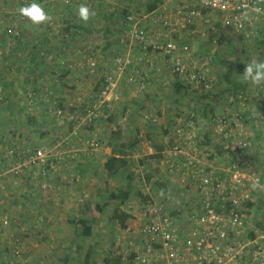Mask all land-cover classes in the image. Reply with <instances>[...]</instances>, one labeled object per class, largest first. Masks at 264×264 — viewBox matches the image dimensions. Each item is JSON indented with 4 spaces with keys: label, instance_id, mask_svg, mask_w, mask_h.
<instances>
[{
    "label": "rangeland",
    "instance_id": "rangeland-1",
    "mask_svg": "<svg viewBox=\"0 0 264 264\" xmlns=\"http://www.w3.org/2000/svg\"><path fill=\"white\" fill-rule=\"evenodd\" d=\"M31 2H33V0H0V86H2V94H4L2 99L4 100L8 97L9 92L14 89L11 88V84L9 85L11 81H14V85H19L20 88L24 89L34 87L48 88L53 91V98L49 99L48 108H39L38 110L32 111L40 121L42 120L47 124L46 126H44V124L41 126L35 125L32 135L26 134L27 130L25 127L12 126V123L8 124L10 121L12 122V120L8 119L7 115H5L2 120L4 121V125L0 126V180L2 185L5 186L4 189L0 190V202H5L4 204H0V264H63L64 259L71 257V251L74 252L72 248L68 250V246L74 238L76 231L77 233H81L82 231L80 226L76 227L74 230L73 226L69 223L70 219L76 218L82 214L85 211V207L91 208L90 210L92 211L95 202L102 201L100 195L102 196V191H104L105 178L101 179L103 175L98 171V169H101V160L105 156L104 148H102L104 146L95 151L88 146L86 141L91 139L93 133L99 134V137H106L109 135V125L106 124V120L112 116L115 120L119 119L121 123L122 119H120V117L122 118L124 114L127 115V122H130V124L126 126L128 129L123 128L126 137H131V128H135L134 126H136L132 124V120L138 123L137 127L139 124L144 125V129L159 127V124L156 125L151 123L149 118L139 113L140 111L144 112L142 111L143 107H140V109L138 108L141 102H147V100H151L152 98L151 96L149 97L148 93L136 92L138 91L137 81L130 80L131 72L136 70L137 67V61L134 59L137 55L135 51L134 55L136 56L132 55L133 48H136L137 51L139 50L138 54H141V51L137 43L131 39V36L126 35L125 31L122 32V26L124 25L126 17L133 14L131 11H135L138 14L144 13L148 9V5L145 4V0H35V2L41 4L43 8L45 4L50 6V15L53 19L50 22L51 24L48 23V25L50 28L54 27L55 30L50 29L48 31L51 40L44 46L47 53L40 56L36 51L34 56L31 57V61L24 62L23 65H21L22 63L12 62L10 59L11 55H14V58H16L25 54L26 49L30 46L27 34L35 33L34 28V30L29 29L34 26L30 25L18 15V9ZM80 4H85L95 11L93 20L96 23V29H94L93 38L96 41H92V44L95 46L91 45V47H89L86 43H82V40L89 39V33L84 30L78 31L73 27L74 24L78 25L82 23L78 16H76V12H72L73 10H77ZM150 6L152 5H149V9ZM106 22L111 25L109 32H107L108 38L112 39V41L118 40L119 44L122 43L121 45L126 43L128 47H114L116 51L108 52V57L100 61V57H97V60L94 57H96V55L100 53V49H102L103 43L101 39H104L103 35H106L102 27ZM66 25L73 27V29L68 27L70 30H65V27H67ZM43 27V25L39 26L40 29ZM36 31H38V33H45L47 30ZM189 32H194V36H188ZM66 33L69 39L74 37L77 40V38L80 37L78 39L82 44H69V47L66 48V46L63 45L64 41L59 39L62 35H66ZM121 33H125L126 35L124 36L125 41L122 42L120 38ZM221 36L222 41L224 40L225 42L220 41L214 44L206 34V30L200 29L199 26L185 31L183 33V39L185 38L184 41L190 44L189 56L185 53H180L178 55L184 69L189 71L193 67V64H202L204 58L207 59L209 57V53H205L204 55L199 53V51L197 52V49L194 48L193 44L198 40L205 41L204 43L210 46L212 45V49L210 50L212 51L211 57H215L219 51L222 57L233 59L236 53L242 50L243 53L237 56L240 61H245L247 63L253 58L259 59L257 47L260 43L264 45V23L262 29L258 31V34L252 36L250 39H244L243 36L231 30L226 34L222 33ZM64 48H66L65 51ZM78 51L81 52L80 54L83 56V59L76 62L72 60V58ZM148 51L155 55L159 53L157 51L154 52L152 46L148 47ZM130 53L131 55H129ZM45 55L48 56V60H40ZM119 55L123 57L130 56L132 58L131 65L123 66L119 69L115 60ZM113 56L114 59L112 58ZM190 57L194 59V61H192L194 63H190V60L186 61V59ZM214 64H216V66L214 65L212 70L214 74H212L213 76L216 74L220 77L219 64H217L216 61H214ZM18 65V70H20L21 73L16 74L13 70L14 67L16 68ZM77 68L86 74L83 78L86 82L82 85L77 84L75 86ZM169 70L172 73L171 67H169ZM93 72H95V76L91 78L88 77L92 75ZM26 74L28 76H26ZM14 75H17V79L15 80ZM107 76H111L117 82L115 94L118 93L120 98H112L108 102V105L100 107L97 111L99 115L92 123H87V120L83 122L86 116L85 113L93 106L94 100H92V98L94 94L103 86L105 77ZM221 77L223 79V76ZM223 80H220L221 83H223ZM236 83H241L245 87H249L251 92H253V89H257L246 84L244 81H237ZM224 86H218V88L214 87L215 92L206 94L208 97L212 98L209 99V101L212 102L214 109L224 105L229 96V90L227 88L224 89ZM78 87L87 89L90 94L86 93L81 95V100H77V96L75 95L74 97L76 99L74 101L72 91ZM6 89H8V91H6ZM63 89L71 90L68 99L70 102H74L75 106H68L69 104H67L66 107L58 102L60 97L58 98L55 96L58 94L56 91ZM82 92H84V90ZM165 93L168 92L166 91ZM115 94L113 95L115 96ZM180 96L183 102H185V99H188L186 104L189 103L191 95L187 91L180 94ZM3 100H1L2 103L4 102ZM118 101H120V104L113 106V104ZM182 101H179V103L181 105H186L183 104ZM124 105L127 106V110L123 109ZM137 109L140 111H137ZM59 111L62 112L60 116L58 115ZM106 115L107 117L109 115L107 119L105 118ZM14 116L17 119L16 121L20 120L22 122L25 121V117H28V114L20 110V113L17 112ZM94 123H96V125ZM130 126L131 128H129ZM75 132L76 134H74ZM10 136L18 137L15 144L10 139ZM42 143L48 145L49 159L54 160L57 158L56 162L58 163L55 169H96V175L99 180L101 179L100 183L102 187L99 186L98 183V188H94L92 185H86L84 182L77 187L75 185V188H73L71 186L75 184V180L70 183L59 182V184L62 185L60 188L61 190L59 194L57 191L55 193L52 192L55 197L51 198V204L49 200H47L46 203L48 204L42 205L44 208L41 206H37L36 208L24 205V201L26 202L29 197L25 191L24 184L30 182V179H27L25 169H38L29 161L36 146ZM171 146L172 145H169L167 151L164 152L159 159V162L162 164L160 165L163 166L167 174L168 171L166 169H170V167L166 162L163 163V159L165 157H168V159L170 158L168 150ZM94 162H97L96 166H94ZM149 162H153L152 159L149 160ZM132 163L133 162H131V166L133 169L135 168V164ZM9 169H14L13 173H8ZM15 171H18V174H15ZM14 176L18 180V182H16L18 189H21L17 190L16 193L10 192L8 189L10 183L14 182V179H11L9 183V177ZM136 176L137 179L134 184L135 193L138 191L143 196L147 195L150 201L153 200L165 204L168 213L175 218L177 224H180V217H178V215L181 214V211L185 213L187 208L186 206H180V204L176 202L179 199H184L182 196L183 193L173 190L168 194L166 199L164 198L165 196H159L160 194L151 197L149 196V189L143 185V181H145L144 183L147 182V174H142L144 180H141L142 177L140 175L136 174ZM138 177L141 178L139 179ZM173 181L181 182L177 177H174ZM114 183L115 182L112 181L109 182L111 187L116 185ZM22 188L24 190H22ZM37 188H40V186H37ZM46 196H42L41 198L43 199ZM12 197L17 201L12 203V205H14L13 208L12 205H9V202L14 200ZM37 197L40 196L38 195ZM49 197H51V194H49ZM184 201L185 200H183V203ZM144 204L145 203L138 198V196L134 195L127 203V206L124 207V209L128 210L134 217L131 220L137 217L139 218L131 228L128 226L129 224H127L125 229H120L118 224L111 227L106 218V214L97 216L99 217V221L96 224L93 241H96L99 245L101 252L95 256L94 264H106V258L111 259L112 264L133 262L128 261L127 257L120 261H118L117 258L120 257V254L130 253L126 247L128 241L134 240L135 243H137L139 238L137 231L139 226L144 222L142 217ZM254 206L251 205L249 207L250 211L255 213L256 219L261 223L263 217L260 207L258 204ZM33 211L36 212L34 214L35 216H33L35 218L28 216V214H32ZM137 213L139 215L136 217L135 215H137ZM51 216L54 217L49 218ZM49 219L51 220L49 221ZM4 220H7V223H4ZM131 220L128 222L130 223ZM87 243H91V240H88Z\"/></svg>",
    "mask_w": 264,
    "mask_h": 264
},
{
    "label": "built area",
    "instance_id": "built-area-1",
    "mask_svg": "<svg viewBox=\"0 0 264 264\" xmlns=\"http://www.w3.org/2000/svg\"><path fill=\"white\" fill-rule=\"evenodd\" d=\"M159 1L166 13L161 17V27L140 25L130 14L124 22L126 35L141 51L147 52L152 46L154 52L162 53L172 73L181 76L191 89L202 86L209 92L213 88L214 79L207 69L212 57L193 64L189 71L184 69L178 54L190 52L189 42L183 39L185 31L199 26L216 44L222 41L221 34L230 30L250 39L264 23V0ZM257 4L262 11L251 13L245 20L242 13ZM188 36H194V32ZM257 53L264 60L261 43ZM115 60L119 69L132 62L130 56L119 55ZM130 80L135 81L133 76ZM116 88L117 82L111 76L105 77L83 122L92 123L98 117L97 111L108 104ZM209 123L213 143L203 144L197 119L190 113L168 150L170 158L163 159L170 167L166 169L169 174L191 184L194 209L177 224L165 204L145 202L138 241L126 244L127 250L135 254L128 264H264V195L249 190L257 177L264 182V88L232 91ZM86 143L92 148L99 146L98 139ZM205 154L212 156L219 167L206 165L201 157ZM56 161L49 159L48 145L42 143L36 146L29 162L38 168L33 169L36 178H46L57 167ZM256 204L263 217L261 223L249 208Z\"/></svg>",
    "mask_w": 264,
    "mask_h": 264
},
{
    "label": "crops",
    "instance_id": "crops-1",
    "mask_svg": "<svg viewBox=\"0 0 264 264\" xmlns=\"http://www.w3.org/2000/svg\"><path fill=\"white\" fill-rule=\"evenodd\" d=\"M80 3V2H79ZM159 5H158V4ZM145 4L148 5V9L144 12V13H136L135 11H131V13H133V15L135 17H137V21L140 25H146V26H150L153 28H159L162 25V20L161 17L165 16L166 13H164L161 5V1L159 0H145ZM149 5L150 9H149ZM169 5L166 4V7H168ZM74 8V7H73ZM78 8V7H77ZM44 9L46 12H48L50 14V6L47 4L44 5ZM94 11V10H93ZM73 13L76 12V10L72 11ZM63 14V13H62ZM67 14V12H66ZM76 16H77V12H76ZM113 23V22H111ZM51 24V23H49ZM78 24V23H76ZM54 25V24H53ZM43 28H39V27H32L29 28L30 30H34L35 33H29L27 34V39L28 42L30 43V46L28 47V49H26L25 54H22L21 57H16L14 58V55H11V59L10 61L12 62H17V63H22L21 65H23L24 62H29L31 61V57L34 56L35 52L37 51L38 55H43L46 54L47 51L44 48L45 45H47V43H49L50 39V33H48V31L50 29H54L55 28L51 27L48 24H44ZM55 26V25H54ZM67 26V25H66ZM84 26V27H82ZM111 25H109V23H105V25H103V30L106 33V35H103L104 39H101V42L103 43L102 45V49H100V53L99 54H95L96 60L97 57H100V61H102L105 57H108V52H115L116 50H114L115 48H119V47H128V45H126V43H124L123 45L119 44V41H112V39H109L107 36V32H109V28ZM69 25L67 27H65L67 31H69L70 29H68ZM75 29H77L78 31H86L87 33H89L88 35H90L88 40H82V43H86V45H88L89 47L95 46L94 44H92V41H96L93 38V33H94V29H96V23L94 22L93 18L89 20V23L87 24H83V23H79L78 25L73 26ZM73 27H69L72 28ZM34 28V29H33ZM47 30L45 33L44 32H40L38 33V31L36 30ZM122 32L125 31L124 29V25L122 26ZM39 34V37H38ZM124 34H120V38H121V42L125 41L124 40ZM80 38V37H78ZM77 38V40L72 37V38H68L67 37V33L66 35H62L61 38H59L60 40L64 41V44L67 47H69V44H78L81 45L82 43H80L79 39ZM185 39V38H184ZM205 41H196L194 42L193 46L195 49H197V52L199 51V53H202L205 55V53H209V57L211 56V52L210 51L212 48L209 44L204 43ZM96 44V43H95ZM115 47V48H114ZM64 48V51L65 49ZM150 49V48H149ZM98 50V49H97ZM123 50V49H121ZM134 51L136 52V55H134ZM139 51V50H138ZM137 49L133 48V54L134 56H136L134 59H136V70L132 71L131 76H133L134 80L137 81V90L136 92H140V93H148L149 97L151 96V100H147V102L142 101L141 105L138 107L140 109V107H143L141 112L139 109H137V111H140L139 113L145 115V117L149 118V121L151 123L154 124H159V127H154L153 129H144V125L139 124V126L137 127L138 123L134 122L133 120L131 121L135 128H131V126L129 128H131V137H126V135H124V129H128L126 128V126H128V124H130V122H127V115H123L122 118L120 117V119H122L121 123L120 120L117 119L115 120L112 117H107L106 115V124L109 125V135L102 136L99 137V134L97 133H93V135L91 136L92 139H98L99 140V146L96 148H92L93 150H98L100 147L104 148V158H102L101 160V166L105 163L107 157L111 154V133L116 131V130H120L122 131V136L125 138V140L128 139H134V138H138L139 139V144L137 146V148L132 152L131 155H129L128 157L130 158V162H133L135 165L132 169V171H134L137 175H140L142 177V174H147L148 177H150L149 180H147L146 183H144L145 181H143V185L149 189V196L153 197V195H158L159 196H165L164 198L166 199V197H168V194H170V192H172L173 190H176V192H182L183 193V198L184 199H179L176 203H179L180 206H186V212L183 213L181 211V214L178 215V217H180V220H182L186 215H188V213L190 211H192L195 207V205L193 204V198H194V189L191 188V184L190 183H185L183 182L179 177L178 179H180V181L182 182H175L173 181V177L170 176L171 174H167L164 171L163 166H161L162 164L159 162V160H152L153 162H149V160L151 159H144L145 157H148L154 153H157L158 150L162 149L159 153L161 155H163L164 152L167 151L169 145H173V143L177 140V133L178 130L183 128L185 122H186V118H188V116L191 114H193L196 119H197V125L199 126V130L200 133L204 136L203 137V144H212L213 141L210 137V119L213 116L214 112H219V110H221V107L223 106H219L218 108L214 109V107L212 106V102L209 101V99H212L211 97H208V95H206L207 93L210 92H215V88H218V86H224V89L227 88L228 90L230 89V87H227L229 85H227V83L222 79L221 76H223L224 74V69H222L219 65V72H220V77L217 76L216 74L213 76V67L214 65L216 66V64H214V61H216L217 64H219V61L221 59H229L231 60L232 58H225L222 57L221 53L218 51L217 55L215 57H212L213 60H211L210 65L207 67V69L210 71V76L213 77V82H212V86L213 88L211 89V91L207 92L204 91L203 87L200 86L199 88H193L192 90L189 89L188 93L191 95L189 103L186 104L188 102V99H185L183 102L182 101V97L180 96V94L177 91V85H188L184 79L181 76L175 75L173 73L170 72L169 67L171 66L170 62L166 60V58L162 55V53H158V54H152L151 52L148 51H141V54H138ZM44 52V53H43ZM118 52V51H117ZM81 52L78 51L77 53H75L73 55L72 60L79 62L81 59H83V56H81L80 54ZM33 54V55H31ZM180 54V53H179ZM178 54V55H179ZM131 55V53L129 54ZM154 55V56H153ZM110 56V55H109ZM189 56V55H188ZM114 59V56L112 57ZM235 58V57H234ZM233 58V59H234ZM40 59V58H39ZM183 59V58H182ZM40 60H44L47 61L48 60V56L45 55L44 57H42ZM85 60V59H84ZM190 60V63H193L192 61H194L193 58H189L186 59ZM206 60V58H204V60L202 62H204ZM43 62V61H41ZM26 65V64H25ZM23 68V67H22ZM26 68V67H25ZM16 69V70H15ZM19 69V65L15 68L13 72H15L16 74L21 73ZM77 79H76V84L75 86L78 85H82L86 82V80H83L84 76L86 75L82 70H80L79 68H77ZM168 69V70H167ZM28 71V70H27ZM213 73V74H212ZM38 74V73H37ZM42 74V73H41ZM39 74V75H41ZM26 76H28L26 74ZM95 76V72L92 73V75L88 76V77H94ZM137 77V78H136ZM13 79V78H12ZM17 79V75H14V80ZM223 80V83H221V81ZM242 82L241 78H237L235 80V82ZM14 81H11L9 83V85L11 84V88L12 89L9 94L8 97H6L4 100L2 99L4 94H2V86H0V126L4 125V121L3 118L5 117V115L8 116V119L12 120V122L10 121V123L12 126L16 125V126H21V127H25L27 132L26 134H30L32 135L33 131H34V126L35 125H43L46 126L47 124L44 123V121H40L39 118H37L36 115H34V112L32 113V111L34 110H38L39 108H48L49 106V99L53 98V91L48 89V88H44V87H37V88H28V89H24V88H20L19 85H14L13 84ZM221 83V85H220ZM227 85V86H226ZM10 88V87H9ZM248 90H251L249 87H245ZM226 89V90H227ZM84 90V92H82ZM6 91H8V89H6ZM119 91V90H118ZM117 91V92H118ZM168 93H165V92ZM58 94L55 95L58 98L60 97V99H58L59 103H62L64 106L67 107V104H69L68 106H75L74 102H70L68 97H70V92L71 90L68 89H63L60 91H56ZM89 91L87 89L78 87L75 90L72 91L73 97L76 95L77 96V100H81V95H84L86 93H88ZM71 94V95H72ZM90 94V93H88ZM115 94V93H114ZM72 97V96H71ZM115 97H119L118 93L115 94V96L113 95L112 98ZM120 98V97H119ZM75 97H74V101H75ZM1 100H3L4 102L2 103ZM114 100V99H113ZM121 100V99H120ZM179 101H182L183 104L186 105H181L179 103ZM113 103V102H112ZM111 103V104H112ZM120 104V101L115 102V104H113V106H116ZM108 105V104H107ZM112 106V107H113ZM17 109V110H16ZM123 109L127 110V106L124 105ZM20 110H23V112H26V114H28V117H25V121H16L17 119L15 118L14 114L16 115L17 112L20 113ZM135 111V112H137ZM32 113V114H31ZM94 120H92L93 122ZM17 123V124H16ZM96 125V123H94ZM123 126V127H122ZM133 127V126H132ZM161 129V130H160ZM90 135V134H89ZM17 138L15 136H10V139L14 142V144L17 142ZM87 142V141H86ZM75 150V149H74ZM72 150V151H74ZM77 150V149H76ZM220 155V154H219ZM202 160L205 161L206 165H214L216 167H219V164L213 159L212 156H208L207 154L202 155ZM94 160V159H93ZM141 161H143L141 163ZM132 163V164H133ZM97 162H94V166H96ZM161 164V165H160ZM16 168V167H13ZM155 168V169H153ZM14 169H9L8 173H13ZM98 171L101 172V174L103 175L101 177V179L105 178L104 182L108 181L107 176L102 172V169H98ZM35 170L33 169H25V173L27 174V179H30V182L28 184H24L25 186V191L27 193L28 200L25 202L24 201V205L26 206H31V207H36L37 206H41L42 205H46L48 203L47 200H49L50 204L52 203L51 198L55 197L53 196L54 194H52V192H60V188H61V184H59V182H67L70 183L72 181L75 180V184H73L71 187L75 188L78 185H81L82 183L85 182L86 185H92V187L94 188H98V183L99 186H101L100 180L98 179V176L96 175V169H55L54 171H52L48 177L46 178H40V177H35L34 173ZM15 174H18V171L14 172ZM1 176V175H0ZM15 177V176H14ZM9 177V183L11 182V179H14V182L10 183V187H8L10 192H14L16 193L17 190H21L18 189V185H16V182H18V180L16 179V177ZM140 177V178H141ZM139 178V177H138ZM139 178V179H140ZM36 180V181H33ZM141 180H144V178L142 177ZM162 182L165 185V190H160L158 189V186H155L156 182ZM175 182V183H174ZM1 183V180H0ZM37 186H40V188H37ZM42 186V187H41ZM102 187V186H101ZM5 186L2 185V183L0 184V190L4 189ZM57 188V189H56ZM22 190H24L22 188ZM189 191L191 192V195L189 193ZM49 194H51V197H49ZM40 197H37V196ZM47 195V196H46ZM42 196H46L43 199L41 198ZM147 196V195H146ZM16 197V196H14ZM14 197H12V199H14ZM135 200V199H133ZM183 200L184 203H183ZM7 201V200H5ZM10 201V200H8ZM17 202L15 199L13 201L9 202V205H12V203ZM4 201H1L0 204H4ZM14 207V205H12V208ZM44 208V207H42ZM190 208V210H189ZM36 212H32V214L30 213V215L28 214V216H35ZM61 214V213H59ZM139 214L137 213V215H135L136 217ZM54 216H51L49 218H52ZM35 218V217H33ZM139 218L137 217L134 220H131V222L127 223L129 224L128 226L131 228L132 226L135 225V223L137 222ZM51 219H49L50 221ZM55 225V224H52ZM51 226V224H50ZM128 236V235H127ZM131 238V237H130ZM30 247V246H29ZM125 252V251H124ZM122 255V256H121ZM124 256V257H123ZM128 258V261H133V259L135 258V254L134 253H124V254H120V259H125ZM129 262H126V264H128Z\"/></svg>",
    "mask_w": 264,
    "mask_h": 264
},
{
    "label": "trees",
    "instance_id": "trees-1",
    "mask_svg": "<svg viewBox=\"0 0 264 264\" xmlns=\"http://www.w3.org/2000/svg\"><path fill=\"white\" fill-rule=\"evenodd\" d=\"M233 52V51H232ZM240 50L236 53L234 59H221L219 65L224 69L223 79L230 85L229 94L232 91L246 89L241 83L237 84L235 80L240 77L243 72L245 61H240L237 57L238 54H242ZM236 77V78H235ZM236 83H234V82ZM179 86V87H178ZM177 91L179 94L185 91L192 90L190 85H177ZM212 93V92H210ZM111 154L107 157L105 163L101 166L102 172L107 176L108 181L104 183L103 195L100 197L102 201L95 202L92 211L91 208L85 207V211L76 218L70 219L69 223L73 226L74 230L76 227H81V233H75L74 238L68 246V250L71 251V257L63 260V264H94L95 256L101 252L99 245L96 241H93L95 235L96 224L99 221L98 215L106 214V218L110 223L111 227L116 224L120 226V229H125L129 220L134 217L132 214L124 209L127 206L129 200L135 195L138 196L144 203L149 201L148 196H143L140 192L135 193V180L137 179L136 173L132 171L129 155L137 148L139 139L134 138L125 140L122 136V131L116 130L111 133ZM162 149L158 150L145 159L159 160L161 154L159 153ZM143 161H141L142 163ZM150 177H146L149 180ZM115 182V186L111 187L109 182ZM155 186L158 189L165 190V185L162 182H156ZM113 204V205H112ZM93 213V215H92ZM91 240V243H87ZM118 261L121 259L118 257ZM106 264H112L111 259L106 258Z\"/></svg>",
    "mask_w": 264,
    "mask_h": 264
},
{
    "label": "clouds",
    "instance_id": "clouds-1",
    "mask_svg": "<svg viewBox=\"0 0 264 264\" xmlns=\"http://www.w3.org/2000/svg\"><path fill=\"white\" fill-rule=\"evenodd\" d=\"M261 7L257 4L255 6H248V8L242 13L245 20L250 18L251 13L261 12ZM77 16L82 23H88L90 19L95 16V11L90 9L85 4H80L76 10ZM18 15L26 20L30 25L39 27L44 24H48L52 21L53 17L45 11L41 4L33 2L22 6L18 9ZM242 81L251 85L254 88H264V60L251 59L244 65L242 75L240 76ZM254 113H257L256 109H253ZM249 190L252 193H258L264 195V182L258 177L249 184Z\"/></svg>",
    "mask_w": 264,
    "mask_h": 264
},
{
    "label": "bare ground",
    "instance_id": "bare-ground-1",
    "mask_svg": "<svg viewBox=\"0 0 264 264\" xmlns=\"http://www.w3.org/2000/svg\"><path fill=\"white\" fill-rule=\"evenodd\" d=\"M70 2H71V1H70ZM157 4H158V3H157ZM158 5H159V4H158ZM19 18H20V17H19ZM21 23H22V22H21ZM25 23H26V22H25ZM14 33H15V32H14ZM11 35H12V34H11ZM14 36H15V35H14ZM14 36H13V37H14ZM153 56H154V55H153ZM136 78H137V77H136ZM121 79H122V78H121ZM123 79H124V78H123ZM1 91H2V90H1ZM59 110H60V109H59ZM30 157H31V156H30ZM1 218H2V217H1ZM24 232H25V231H24Z\"/></svg>",
    "mask_w": 264,
    "mask_h": 264
}]
</instances>
